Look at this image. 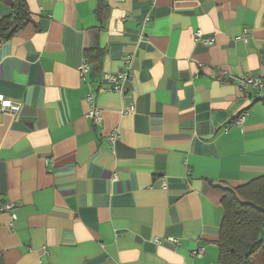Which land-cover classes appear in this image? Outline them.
Listing matches in <instances>:
<instances>
[{
    "label": "crops",
    "instance_id": "0c3cea01",
    "mask_svg": "<svg viewBox=\"0 0 264 264\" xmlns=\"http://www.w3.org/2000/svg\"><path fill=\"white\" fill-rule=\"evenodd\" d=\"M106 3L25 0L0 43V264H220L223 189L264 176V89L239 85L264 76V0Z\"/></svg>",
    "mask_w": 264,
    "mask_h": 264
},
{
    "label": "trees",
    "instance_id": "16d2710c",
    "mask_svg": "<svg viewBox=\"0 0 264 264\" xmlns=\"http://www.w3.org/2000/svg\"><path fill=\"white\" fill-rule=\"evenodd\" d=\"M106 0H97L94 12L103 21ZM31 20L25 0H13L11 11L0 18V43L9 40ZM92 64L100 69L103 52L92 47ZM224 216L220 226V264H248L258 258L264 264V176L231 189H223Z\"/></svg>",
    "mask_w": 264,
    "mask_h": 264
},
{
    "label": "built area",
    "instance_id": "2783aa9c",
    "mask_svg": "<svg viewBox=\"0 0 264 264\" xmlns=\"http://www.w3.org/2000/svg\"><path fill=\"white\" fill-rule=\"evenodd\" d=\"M200 35H201V32L199 30H197L194 33V36L196 37H199ZM86 70H87V64L84 62L81 66V71L84 72ZM126 75L127 73H123V74L105 73L103 75V81L109 84L108 89L110 91L121 92L122 87L118 84V79ZM239 85L243 89L252 88L256 92H259L260 90L264 89V76L262 77L261 76H250V75L241 76L239 79ZM87 101L89 102L91 108L85 114V118L92 120L95 124H100L101 117L98 113V109L94 107L92 104L93 100H92L91 95L87 96ZM262 104H263V110H264V98H263ZM18 108L19 107L16 104L6 103L4 97L0 94V112H3V111H14L15 112L18 110ZM243 119H244V116L241 115L236 120H234V123L237 125H240L243 122ZM114 139H115V133L110 136L109 140L113 142ZM14 207H15L14 203L6 202L0 206V211H12ZM11 218L14 219V216L12 214H11ZM173 241L176 242L177 240L174 239ZM203 253H204V250L202 247L198 248L195 251L196 256H201L203 255Z\"/></svg>",
    "mask_w": 264,
    "mask_h": 264
}]
</instances>
